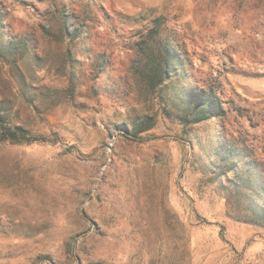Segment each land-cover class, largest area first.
<instances>
[{
	"label": "rangeland",
	"instance_id": "1",
	"mask_svg": "<svg viewBox=\"0 0 264 264\" xmlns=\"http://www.w3.org/2000/svg\"><path fill=\"white\" fill-rule=\"evenodd\" d=\"M0 13V118L50 138L0 141V264H264V0ZM196 93L220 113L183 124Z\"/></svg>",
	"mask_w": 264,
	"mask_h": 264
},
{
	"label": "trees",
	"instance_id": "2",
	"mask_svg": "<svg viewBox=\"0 0 264 264\" xmlns=\"http://www.w3.org/2000/svg\"><path fill=\"white\" fill-rule=\"evenodd\" d=\"M1 19L2 17L0 13V22ZM63 27L65 28L66 32L69 33L68 26L65 25ZM156 35H158V31H155L152 34V36ZM151 44L152 42L147 44V47H150ZM159 49L162 50V53L159 52ZM180 61L181 60L176 49H173L171 44L166 41L162 43L159 41L157 52L150 48L149 51L145 53L143 61V67L145 71L144 75L149 82H152L154 77H158L163 81L165 80L163 77L168 75V72L170 71L169 67L173 68L174 65L180 63ZM188 99L189 98L186 96L184 99L185 106L179 109V117L183 124L200 123L211 116L218 115V113H220L217 98L212 94L196 93L192 101ZM4 122L5 121L3 118H0V141L8 140L14 143L50 141L49 137L29 134L20 125H14L11 127L10 125L4 124Z\"/></svg>",
	"mask_w": 264,
	"mask_h": 264
}]
</instances>
